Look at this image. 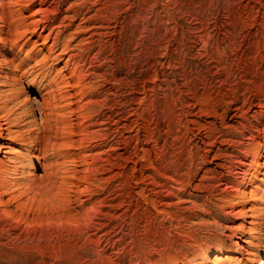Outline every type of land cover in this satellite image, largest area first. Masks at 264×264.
Wrapping results in <instances>:
<instances>
[{"label": "rangeland", "instance_id": "rangeland-1", "mask_svg": "<svg viewBox=\"0 0 264 264\" xmlns=\"http://www.w3.org/2000/svg\"><path fill=\"white\" fill-rule=\"evenodd\" d=\"M25 70L64 179L0 195V264H264V0H0Z\"/></svg>", "mask_w": 264, "mask_h": 264}, {"label": "bare ground", "instance_id": "bare-ground-1", "mask_svg": "<svg viewBox=\"0 0 264 264\" xmlns=\"http://www.w3.org/2000/svg\"><path fill=\"white\" fill-rule=\"evenodd\" d=\"M27 72L28 70L19 75H0V137L7 130V137L4 138L7 141L0 142V151L4 148L5 153L0 167V195L15 192L8 200L19 201L24 196H29L31 191L36 192L37 187L51 191L61 187L55 180L63 173L60 157L65 138L63 130L66 127L60 123L58 126L56 121V117H65L63 111L56 113L61 97L58 92H53L50 84L39 87L38 96L26 95L25 83L18 85L16 82H20L22 74ZM36 114L40 115L39 121ZM35 169L40 173L36 175L33 172ZM61 179H64L63 175Z\"/></svg>", "mask_w": 264, "mask_h": 264}]
</instances>
